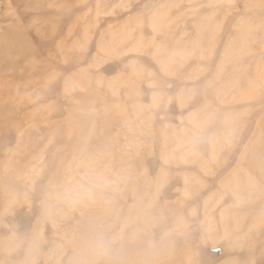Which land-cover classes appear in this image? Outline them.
Segmentation results:
<instances>
[{"label":"rangeland","instance_id":"1","mask_svg":"<svg viewBox=\"0 0 264 264\" xmlns=\"http://www.w3.org/2000/svg\"><path fill=\"white\" fill-rule=\"evenodd\" d=\"M0 43V264H264V0H0Z\"/></svg>","mask_w":264,"mask_h":264},{"label":"bare ground","instance_id":"2","mask_svg":"<svg viewBox=\"0 0 264 264\" xmlns=\"http://www.w3.org/2000/svg\"><path fill=\"white\" fill-rule=\"evenodd\" d=\"M55 30H57V29H55ZM57 33V32H56ZM56 33H54V34H56ZM16 40V39H15ZM3 43V42H2ZM1 44V43H0ZM7 44H8V42H7ZM19 45V44H18ZM23 45V44H22ZM3 46V44L1 45V47ZM2 58H0V60H1ZM253 89H254V87H253ZM250 90H252V89H250ZM14 206V205H13Z\"/></svg>","mask_w":264,"mask_h":264}]
</instances>
